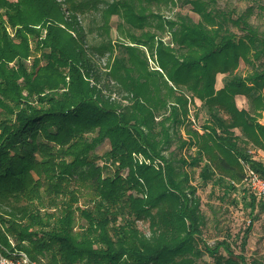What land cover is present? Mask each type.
Segmentation results:
<instances>
[{"label": "trees", "instance_id": "trees-1", "mask_svg": "<svg viewBox=\"0 0 264 264\" xmlns=\"http://www.w3.org/2000/svg\"><path fill=\"white\" fill-rule=\"evenodd\" d=\"M64 1L80 14L104 3L98 43L86 42L85 27L75 14L67 19L57 0H0V228L38 263L41 254L47 264H197L207 254L212 260L202 264H264L244 252L258 216L240 252L226 238L212 245L201 238L207 218L186 169L219 187L222 200L242 192L251 214L264 210V199L233 182L244 179L242 161L264 178V160L252 153L264 148V29L251 21L257 9L264 17L262 0L241 12L219 0ZM179 3L199 18L163 11ZM113 15L119 35L157 44L168 78L148 68L139 46L119 45L106 78L145 100L123 110L85 80L102 74L90 54L113 51ZM241 59L251 68L246 76L236 71ZM218 73L227 75L217 90ZM237 95L249 108L238 107ZM196 98L208 115L203 132L188 122ZM175 135L180 145L170 151ZM106 138L113 174H103L91 153Z\"/></svg>", "mask_w": 264, "mask_h": 264}, {"label": "rangeland", "instance_id": "rangeland-1", "mask_svg": "<svg viewBox=\"0 0 264 264\" xmlns=\"http://www.w3.org/2000/svg\"><path fill=\"white\" fill-rule=\"evenodd\" d=\"M63 7V10L65 12V17L67 19H72L73 14L76 15V22L80 25L82 24L85 27V35H86V42L89 44H96L101 40L100 29L98 28L101 25V12L104 8V3L100 4L98 9H91L85 13H81L82 16V22H79L77 20V14L80 13H74L67 7L64 0H57ZM254 3V0H219L218 6L222 9L228 8H236L237 12H241L247 8V6ZM262 3L264 4V0H262ZM163 11H165V14L168 16L173 15L175 12L180 11L184 14L191 15L194 19H198V14L194 13L190 6H180V3L178 6L176 5L172 11L166 9V7L162 6ZM66 11H70V16H67ZM260 15V10L257 9L256 13L252 16L251 21L260 26L261 29H264V17L262 18ZM71 17V18H69ZM111 38H112V46L113 51L106 52L105 54H93L91 53V62H93L95 68H99L101 71V77L100 79L91 77V75L85 76V80L90 83V86L96 87L97 94L99 97L103 99H107L109 102H115L116 104H119L120 110H123L125 107L130 106L132 103L138 100L142 103L145 102V100L141 97H136L133 92L126 91L120 88L119 83L116 80H110V78H106V74L111 72L114 66L116 54L118 53V47L119 45H129V46H139L140 49L143 50L145 53V58L148 63V68L153 71L157 70L160 73H164V70L159 66L158 61V48L157 44H154L153 46H145L142 44L134 43L132 40H130L127 37H123L119 35V29H118V22L119 17L117 15H113L111 18ZM75 22V23H76ZM40 25H37L38 28ZM232 29L237 32L238 34H241V32L236 28L232 27ZM7 30L9 33L13 36V30L10 26L7 27ZM73 31L75 34H73ZM69 32L73 36H77V31L74 28L69 29ZM42 33H45V30L42 29ZM163 40L167 42V40L171 37L170 33H166L163 35ZM87 47V46H86ZM29 63V60H27ZM13 64V63H11ZM238 73L242 74L243 76H246L249 71H251V68L249 65L245 64V62L241 59L238 69L236 70ZM165 75V73H164ZM226 73H218L216 77V83L215 88L218 90L224 85V79L226 77ZM166 76V75H165ZM167 78V76H166ZM168 79V78H167ZM66 81L68 83L69 77H66ZM172 85V82H170ZM66 85L65 87H67ZM64 87V88H65ZM7 102V101H6ZM8 106H12V103L7 102ZM136 103V102H135ZM236 103L239 108H249V102L248 99L244 95H237L236 96ZM35 105H37L35 103ZM1 110V109H0ZM119 110V111H120ZM5 114V113H4ZM188 122L192 124L196 129H198L200 132H203L201 129V126L205 123L206 119L208 118V115L206 113V110L202 107V101L198 98L194 99V102L189 100V114H188ZM5 119V118H4ZM160 117H156V120H159ZM260 122L264 124V113L259 118ZM180 133L184 138H188V135L186 133L185 127H180ZM237 133L239 131L237 130ZM174 140L171 143V149L170 151L174 149H178L180 142L178 140L177 135L174 136ZM110 150V142L109 139L106 138L102 140L100 143L96 144V146L91 151L92 157H94V160L97 164L101 166V168L104 170L103 174H113L114 167L108 166L106 163V152ZM170 151L166 152V155L169 156ZM180 152V150H178ZM185 152L186 149H183ZM192 152H195V148H192ZM190 151V152H191ZM253 155L258 158L264 160V148H257L252 149ZM136 154V153H135ZM137 158L140 159L142 162L145 161L147 163H150L149 160H145L144 156L141 154H136ZM156 164V163H154ZM107 167V168H106ZM191 173V182L193 185H196L198 187L197 194L201 198V209L206 215L207 223L203 229L202 239L206 240L209 244H214L217 240H221L223 238H226L228 241L231 242L233 248L236 250V252L241 251V242L243 239V236L245 234V231L247 230V227L251 223V218L253 216H258V218L253 222L252 230L249 233L246 248H245V254L246 256L254 257L256 259H260L264 262V210H260L256 208L254 210V213L251 214V206L246 205L245 199H243V193H237L232 194L231 197L226 198V200L221 199V191L219 187L215 186L213 187L212 183L203 184L201 179L199 178V170L196 169L195 174H193V170L189 167L186 168ZM126 170H123L122 173H125ZM234 183L238 187L245 188L246 186L242 184V182L234 181ZM247 188V187H246ZM236 197L237 202L234 203L232 199ZM79 206L84 207L85 205V198H81L79 203ZM81 223V220H78ZM139 227L140 229L145 232L146 234H149V225L146 221H139ZM0 229L3 230V233L6 238H4L8 243V246L11 245L10 240L14 241L16 244L18 243V240L12 236L11 234H8L6 230L1 227ZM1 230V232H2ZM23 243L26 245H29L28 241H23ZM199 246L202 247L203 243L200 242ZM41 262L37 264H47V256L39 255ZM212 258L208 256L207 254L202 255L198 258L197 264H202L208 261H211ZM76 264H87L86 260L79 261Z\"/></svg>", "mask_w": 264, "mask_h": 264}, {"label": "built area", "instance_id": "built-area-1", "mask_svg": "<svg viewBox=\"0 0 264 264\" xmlns=\"http://www.w3.org/2000/svg\"><path fill=\"white\" fill-rule=\"evenodd\" d=\"M66 13L67 16L71 14L70 11H66ZM77 20L82 22L81 14H77ZM73 34H75L74 31ZM242 163L245 171L242 184L259 198L264 199V178L252 169L249 164L243 161ZM10 243L11 245L8 246V244L0 241V264H37L24 250L19 249L14 241L10 240Z\"/></svg>", "mask_w": 264, "mask_h": 264}]
</instances>
